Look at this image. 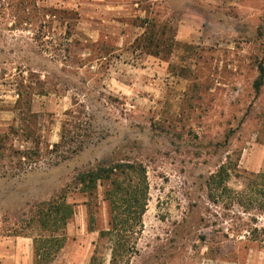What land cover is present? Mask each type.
<instances>
[{"label":"rangeland","instance_id":"rangeland-1","mask_svg":"<svg viewBox=\"0 0 264 264\" xmlns=\"http://www.w3.org/2000/svg\"><path fill=\"white\" fill-rule=\"evenodd\" d=\"M118 161L150 183L122 264H264L246 226L264 215L207 195L223 164L238 191L264 172V0H0V264H35L38 208L63 191L49 264H111L104 186L77 177Z\"/></svg>","mask_w":264,"mask_h":264},{"label":"trees","instance_id":"trees-1","mask_svg":"<svg viewBox=\"0 0 264 264\" xmlns=\"http://www.w3.org/2000/svg\"><path fill=\"white\" fill-rule=\"evenodd\" d=\"M149 47L154 44L152 35L147 37ZM262 83L258 84V90ZM75 118V110L66 113ZM66 135L62 136L64 140ZM55 144V148L62 147ZM231 169L223 164L210 175L207 181L208 198L225 208L238 205L243 212L264 215V172L253 174L245 183L244 190L238 191L229 185ZM77 183L89 199H92L100 186H104V200L109 204L110 231L115 233L116 241L112 251L111 264H122L128 261L136 250L138 228L143 226V217L150 199V183L145 165L137 161H118L78 174ZM90 203V202H89ZM75 205L69 203L66 192L42 203L38 208V219L41 230L49 234L29 235L34 242L35 264H49L65 246L67 237H59L57 231H63L75 215ZM94 214L91 212V224ZM251 220L257 222L254 215ZM248 238L264 243V226L247 224ZM110 231H101L105 235Z\"/></svg>","mask_w":264,"mask_h":264},{"label":"crops","instance_id":"crops-1","mask_svg":"<svg viewBox=\"0 0 264 264\" xmlns=\"http://www.w3.org/2000/svg\"><path fill=\"white\" fill-rule=\"evenodd\" d=\"M243 6H246V5H243ZM247 7V6H246Z\"/></svg>","mask_w":264,"mask_h":264}]
</instances>
